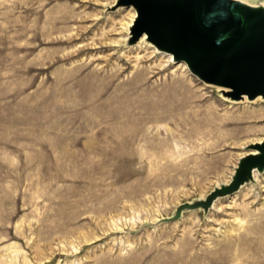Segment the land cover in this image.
Returning a JSON list of instances; mask_svg holds the SVG:
<instances>
[{
    "label": "rangeland",
    "instance_id": "374dc122",
    "mask_svg": "<svg viewBox=\"0 0 264 264\" xmlns=\"http://www.w3.org/2000/svg\"><path fill=\"white\" fill-rule=\"evenodd\" d=\"M116 2L0 0V264H264V169L172 217L263 138L264 96L131 42Z\"/></svg>",
    "mask_w": 264,
    "mask_h": 264
},
{
    "label": "water",
    "instance_id": "95a60500",
    "mask_svg": "<svg viewBox=\"0 0 264 264\" xmlns=\"http://www.w3.org/2000/svg\"><path fill=\"white\" fill-rule=\"evenodd\" d=\"M116 4L136 9L131 42L145 33L159 50L184 62L201 81L223 87V94L232 99L264 96L263 5L242 0H117ZM247 148L228 182L181 203L172 217L183 208L207 209L218 196L251 180L254 170H263L264 136Z\"/></svg>",
    "mask_w": 264,
    "mask_h": 264
},
{
    "label": "bare ground",
    "instance_id": "6f19581e",
    "mask_svg": "<svg viewBox=\"0 0 264 264\" xmlns=\"http://www.w3.org/2000/svg\"><path fill=\"white\" fill-rule=\"evenodd\" d=\"M243 1H245V0H243ZM262 1V0H261ZM245 2H247V3H249L248 1H245ZM251 4H255V3H252V2H250ZM261 5H263L264 6V1L262 2V4ZM136 16V15H135ZM133 18V21H134V19H135V17H132ZM132 21V20H131ZM132 24V23H131ZM141 39L144 41V39H146V34L145 33H143L142 35H141ZM150 43H151V41H150ZM154 45V44H153ZM155 46V45H154ZM155 48H157L156 46H155ZM158 49V48H157ZM159 50V49H158ZM162 51V50H161ZM164 52V51H163ZM170 54V53H169ZM171 55V57H172V54H170ZM184 66H185V63H184ZM219 87H221V86H219ZM223 88V87H222ZM256 97H262L261 95H258V96H256ZM244 98V97H243ZM241 99V98H240ZM181 110H184V111H182V112H179V117L181 118V121H187L189 118H188V116H191L192 115V113H190L189 112V110H185V108L183 109V108H180ZM150 111V110H149ZM148 111V112H149ZM197 111H199V110H197ZM195 113H198L199 114V112H195ZM155 116V115H154ZM175 117V115L174 114H172V115H170V117ZM173 117V118H174ZM132 121V120H131ZM134 121V120H133ZM135 122V121H134ZM138 123V122H137ZM135 125H136V123H134ZM124 125L122 124V127H123ZM130 127V126H129ZM138 127V126H137ZM137 127H135V126H132V129H129V138H131V140L132 141H134L135 139H137V137H139L140 136V134L141 135H143V137H144V139H146L148 136H147V134L150 136V134L152 133H150L149 132V129L151 128V127H149V126H146V125H143L142 126V128L140 129V128H137ZM141 127V126H140ZM167 129H168V131H169V133L167 134L168 136L169 135H171V129L170 128H168L167 127ZM126 130V129H125ZM157 130V129H156ZM127 133V132H126ZM150 133V134H149ZM160 131H159V129L156 131V133H155V135H153V136H155V138L156 139H158V137L160 138ZM158 136V137H157ZM154 138V139H155ZM155 139V140H156ZM139 141V140H138ZM146 141V140H145ZM261 141V140H260ZM133 143V142H132ZM135 143H136V141H135ZM145 144H147V143H145ZM148 144H149V142H148ZM147 146H150L149 148H153V149H155V150H157L158 148H157V146L156 145H154V144H149V145H147ZM146 146V147H147ZM143 148V147H142ZM160 148V147H159ZM144 149V148H143ZM160 151V150H159ZM253 152H256V150H254ZM257 170H254V173H253V178L255 177V175L257 174V172H256ZM252 180V179H251ZM244 184L245 183H242V185H241V187H240V189L244 186ZM250 215H251V213H250ZM248 216H249V214H248ZM245 226H244V224L242 223L241 224V226H240V228H244ZM254 227V226H253ZM252 227V228H253ZM250 247V246H249ZM240 249V248H239Z\"/></svg>",
    "mask_w": 264,
    "mask_h": 264
}]
</instances>
